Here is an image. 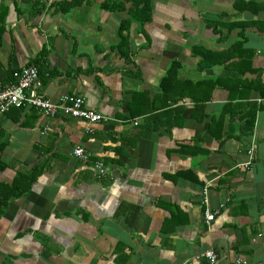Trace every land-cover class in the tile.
I'll list each match as a JSON object with an SVG mask.
<instances>
[{
	"label": "crops",
	"instance_id": "1",
	"mask_svg": "<svg viewBox=\"0 0 264 264\" xmlns=\"http://www.w3.org/2000/svg\"><path fill=\"white\" fill-rule=\"evenodd\" d=\"M142 5L0 0V91L35 65L45 97L106 117L0 116V186L36 175L0 213V264L263 260L264 0H149L138 20ZM208 181L211 208L224 203L210 223Z\"/></svg>",
	"mask_w": 264,
	"mask_h": 264
},
{
	"label": "built area",
	"instance_id": "2",
	"mask_svg": "<svg viewBox=\"0 0 264 264\" xmlns=\"http://www.w3.org/2000/svg\"><path fill=\"white\" fill-rule=\"evenodd\" d=\"M41 1L45 2L47 5L50 3V0ZM12 75L14 78L13 82L0 91V116L13 107L20 109L35 108L48 117H53L58 114L66 115L83 119L88 123H97L106 119V117L100 113L85 107L84 99L79 95L62 94L55 99L45 97L40 92L42 80L39 76L38 68L35 65H29L15 70ZM72 154L83 161L87 160L88 157L84 148L80 145H76L73 148ZM248 155V160L239 163L238 166L247 167L251 163L253 159V147L249 148ZM93 168L98 176H103L106 173V167L100 160L93 161ZM209 186V181L203 185L200 201L206 223H210L216 214L224 207V203L222 202L219 203L217 207L211 208ZM199 257H204L210 264H214L217 260V254L213 249H206L197 256V258ZM226 264L253 263L241 257H237ZM258 264H264V257Z\"/></svg>",
	"mask_w": 264,
	"mask_h": 264
},
{
	"label": "trees",
	"instance_id": "3",
	"mask_svg": "<svg viewBox=\"0 0 264 264\" xmlns=\"http://www.w3.org/2000/svg\"><path fill=\"white\" fill-rule=\"evenodd\" d=\"M139 2H141L143 4L142 7L136 6L133 8V11H131L132 13H134V15H133L134 18L137 17L136 19H138V20L148 19L149 0H139ZM140 13H142V14H140ZM122 28H123V26H122ZM122 28H121L120 32L122 31ZM121 41H122V37H121ZM121 43L123 44L124 42H121ZM253 119H254L253 115H250V117H248V119L246 120V129H251V127L253 125ZM3 167H4V163L0 159V170ZM35 176L36 175L34 173L33 174H26L23 176H18L11 186H9V187L8 186L5 187L6 185L0 186V213L4 209L8 199L10 197L18 196V195L29 190L32 182L35 179Z\"/></svg>",
	"mask_w": 264,
	"mask_h": 264
}]
</instances>
